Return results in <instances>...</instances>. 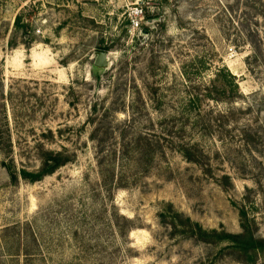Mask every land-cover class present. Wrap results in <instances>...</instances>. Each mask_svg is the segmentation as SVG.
Masks as SVG:
<instances>
[{"label":"rangeland","instance_id":"obj_1","mask_svg":"<svg viewBox=\"0 0 264 264\" xmlns=\"http://www.w3.org/2000/svg\"><path fill=\"white\" fill-rule=\"evenodd\" d=\"M105 133L163 152L105 187ZM48 152L72 161L23 180ZM242 212L264 239V0H0V264H264L166 224L238 236Z\"/></svg>","mask_w":264,"mask_h":264},{"label":"trees","instance_id":"obj_2","mask_svg":"<svg viewBox=\"0 0 264 264\" xmlns=\"http://www.w3.org/2000/svg\"><path fill=\"white\" fill-rule=\"evenodd\" d=\"M107 134L109 133H105V136L98 141L99 144H101V147L97 149V165L100 170L101 179L105 187L116 186L119 189H125L127 188L128 184H114L115 170L117 168L116 159L119 158L117 156L119 151H108L103 149V145L108 140ZM120 140L121 141L118 143V145L122 148L119 158L120 165L117 170L120 167L121 169L127 170L128 168L135 167L139 168V170L143 172V169H140L139 167L143 166V162L140 164L142 158V161L150 164V162H154L155 157L158 156V154H162L163 152L161 146L157 144V149L156 145L153 144V142L149 140L148 136L146 135H136L132 138V140H129L125 134H122ZM242 142L247 144L246 146L250 145V142L252 145L257 144L255 139H252L248 132H244ZM132 145H135V149L131 152L130 147ZM178 150L185 161L201 167L206 175L211 173V167H206V165H204L207 155L198 143H192L189 146L181 145L179 146ZM71 161L72 159L69 156H66L62 153L48 152L43 155L42 165L39 172L29 173L27 171H22L21 177L23 180L29 181L30 183L39 182L44 178L51 176ZM220 178V180L224 182L225 185H232V178L229 175H224ZM165 216L166 215H162V218H166ZM241 220L243 234L238 236L219 234L216 231L207 232L203 230L198 224L192 222L189 218H183L178 213L174 214L172 216V220L167 221L166 224L174 229L175 235L179 234L181 236L195 238L201 242H209L210 240L214 239H217L220 242H229L234 248L242 250L245 254L264 252V239H258L254 237V234L250 231V226L248 225L249 220L247 218L246 212L241 213ZM250 262H254V260L250 259Z\"/></svg>","mask_w":264,"mask_h":264},{"label":"water","instance_id":"obj_3","mask_svg":"<svg viewBox=\"0 0 264 264\" xmlns=\"http://www.w3.org/2000/svg\"><path fill=\"white\" fill-rule=\"evenodd\" d=\"M108 59L105 53H99L95 61V67L97 68H107Z\"/></svg>","mask_w":264,"mask_h":264},{"label":"built area","instance_id":"obj_4","mask_svg":"<svg viewBox=\"0 0 264 264\" xmlns=\"http://www.w3.org/2000/svg\"><path fill=\"white\" fill-rule=\"evenodd\" d=\"M133 25H134L135 27H138V26H139V23H138L137 21H133Z\"/></svg>","mask_w":264,"mask_h":264}]
</instances>
